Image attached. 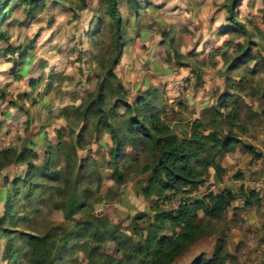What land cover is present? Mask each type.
Listing matches in <instances>:
<instances>
[{"label": "rangeland", "instance_id": "rangeland-1", "mask_svg": "<svg viewBox=\"0 0 264 264\" xmlns=\"http://www.w3.org/2000/svg\"><path fill=\"white\" fill-rule=\"evenodd\" d=\"M10 6L0 24V152L27 148L40 166L46 145H56L62 136L57 169L74 187L73 219L66 222L60 209L40 207L42 214L31 216L34 229L64 224L69 230L80 224L118 261L126 249L119 234L129 236L132 225L142 229L145 224L138 215L153 214L155 206L175 210L185 200L206 204L209 194L230 192L234 200L219 219L197 213L195 238L172 264L209 259L218 245L230 256L225 264H264V0H116L121 17L117 47L101 0H45L31 10L23 0H13ZM228 28L236 31L225 35ZM225 46L224 57L215 52ZM239 46L249 52L237 65L232 60ZM113 60L123 93L106 90L101 108L122 143L116 159L111 156L113 134L101 113L94 109L83 117ZM142 97L179 138L198 122L204 135L239 141L210 163L199 189L174 197L166 193L168 198L158 203L141 194L152 161L150 147L127 129L130 113L120 102L134 109ZM213 166L224 173L217 177ZM25 172L19 163L1 168L2 202L10 182ZM185 232L168 229L163 237L171 241ZM22 246L14 242V250ZM17 263L26 264L21 258ZM0 264H6L1 257ZM64 264L86 260L75 248Z\"/></svg>", "mask_w": 264, "mask_h": 264}, {"label": "trees", "instance_id": "trees-1", "mask_svg": "<svg viewBox=\"0 0 264 264\" xmlns=\"http://www.w3.org/2000/svg\"><path fill=\"white\" fill-rule=\"evenodd\" d=\"M13 0H0V24L8 15ZM45 0H23V3L33 9L36 4ZM107 7V14L112 20L115 31V47L120 39L121 17L117 10L116 0H101ZM85 8L83 1L82 9ZM29 10V11H30ZM231 22L245 33L242 25L230 17ZM236 30L227 29L224 34L233 33ZM238 55L232 60L234 64H242L247 59L248 48L239 46ZM229 47L216 49L224 57ZM23 58L21 57L20 60ZM117 60H113L110 68L105 71V77L98 84L93 97L88 101L83 117H87L94 109L101 113L100 118L111 129L115 144L112 150V159H116L122 147L116 131L106 121V116L101 106L104 93L110 88L116 93H123V87L117 81L113 67ZM120 105L124 106L130 116L126 120L127 129L130 132L140 134L145 138L152 156V161L145 168L149 173L146 186L140 189L146 198L155 197L158 203L166 193L175 196L178 192H191L199 189L204 181L212 163L217 157L232 152L239 144L236 139H220L210 132L203 134L200 123L193 122L188 136L179 138L171 128L154 114V108L147 98H139L132 109L123 99ZM218 116L221 112L214 108ZM231 119H235L231 115ZM45 159L40 166H35L31 158L35 154L27 148L22 151L4 150L0 152V170L9 164H24L26 172L22 178H14L3 201V213L0 217V236L6 238V244L2 253V260L6 264H18L17 261L25 260L26 264H64L69 254L75 248L85 257L86 264H172L185 251V245L195 238L194 220L201 211L206 217L219 219L222 212L234 200L230 192L216 195L209 194L207 203L201 200H185L175 210L163 211L155 206L153 214L146 216L140 214L137 220L146 218L142 229L135 224L131 226L129 236L120 233L121 243L125 245V258L118 261L104 253L96 243L95 235L88 233L80 224H74L69 230L64 224H50L44 230L34 229L32 217L38 218L42 214L40 207H52L60 209L64 220L73 219V207L71 204L74 191L70 180L62 179L61 172L57 169V160L63 147L62 136L58 137L56 145H46ZM209 154L211 158L205 155ZM258 157V156H255ZM215 174L220 177L224 170L219 166H213ZM116 182L122 184L121 172L117 165L114 167ZM9 192V193H8ZM256 198V195H250ZM250 203V202H249ZM248 200H247V204ZM21 229V230H20ZM180 229L186 231L173 240L163 237L166 230ZM15 234L17 238L14 239ZM22 242V247L14 250V242ZM229 254L223 251L222 245H218L214 254L209 259L199 258L195 264H225Z\"/></svg>", "mask_w": 264, "mask_h": 264}, {"label": "crops", "instance_id": "crops-1", "mask_svg": "<svg viewBox=\"0 0 264 264\" xmlns=\"http://www.w3.org/2000/svg\"><path fill=\"white\" fill-rule=\"evenodd\" d=\"M0 195H1V197H0V216L2 215V213H3V202H2V196H3V194L2 193H0ZM4 238L3 237H1L0 236V248H2V246H3V240ZM2 256V252H1V250H0V257Z\"/></svg>", "mask_w": 264, "mask_h": 264}]
</instances>
